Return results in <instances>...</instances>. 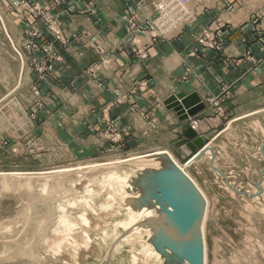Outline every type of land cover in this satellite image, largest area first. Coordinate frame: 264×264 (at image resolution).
Masks as SVG:
<instances>
[{
    "label": "rangeland",
    "instance_id": "rangeland-1",
    "mask_svg": "<svg viewBox=\"0 0 264 264\" xmlns=\"http://www.w3.org/2000/svg\"><path fill=\"white\" fill-rule=\"evenodd\" d=\"M54 1L61 4V0ZM184 1L192 17L201 16L215 2ZM3 4L19 25L21 35L16 41L7 18L0 19V264H178L174 254L166 249L167 237L159 235L169 226L161 219L162 214H152L153 221L147 218L148 213H139V205L144 204L149 213L151 207L161 209L157 200L159 188L156 191V186H152V192H144L137 179L130 178L135 176L134 168L138 164H145L142 169H160L161 164L149 165L151 160L144 158L156 152H169L182 166L186 161L168 149L144 152L135 147L116 146L122 133L113 123H106L104 132L87 129L86 116H81L75 124L77 109L68 106L69 98L50 90L54 83L45 81L48 71L62 58L55 44L67 42L54 9L29 0H6ZM224 10L239 12V23L247 22L253 28L256 41L262 45L256 52L263 54L264 61V0H226ZM182 18L184 21L176 26L177 37L184 28L198 21V17ZM225 20L220 18L204 25L206 28L197 35L198 39L203 36L206 46L218 50L222 32L232 25ZM92 69L89 67L86 72ZM260 71L264 76V62ZM210 103L217 105V112L224 111L220 103ZM256 105L263 106L264 101ZM199 127L200 121L197 129L190 126L195 132ZM249 127L253 125L230 132L227 149L220 146L225 151L220 165L242 166L245 153L237 154L233 149L251 140L240 137ZM92 132H102L111 144L94 153L88 145ZM255 132L264 136V125L257 126ZM117 161L124 162L113 164ZM186 170L209 199L208 264H264V194L252 200L236 194L209 174L203 160ZM243 172L246 175L247 171ZM230 182L250 194L257 192L244 183L236 186L231 178ZM90 198L92 207H86L83 201ZM84 215L89 225L82 221ZM59 216L67 217L77 226L69 231L59 225L62 220ZM159 225L161 230L156 231ZM132 235L133 240L122 246L128 241L124 239H131ZM160 237L163 246L158 248L166 257L155 248L162 242Z\"/></svg>",
    "mask_w": 264,
    "mask_h": 264
},
{
    "label": "crops",
    "instance_id": "crops-1",
    "mask_svg": "<svg viewBox=\"0 0 264 264\" xmlns=\"http://www.w3.org/2000/svg\"><path fill=\"white\" fill-rule=\"evenodd\" d=\"M5 1L0 0V19L7 18L10 33L18 41L20 27L7 12ZM29 1L54 9L67 37L66 43L55 44L62 58L45 81L54 83L47 87L69 98L68 106L77 109L75 124L86 116L87 129L104 132L106 123H113L123 138L116 146L144 152L168 149L182 161L189 159L182 147L190 143L186 133L192 120L200 121L196 134L208 145L218 137L227 140L235 124L259 127L260 123L245 119L264 111V105H256L264 101L263 54L256 52L262 45L247 22L239 23V12L226 13V0H215L178 37L154 39L153 33L144 31L135 42L128 33L130 24L144 27L154 17L153 0H59L60 5L54 0ZM220 18L232 24L222 32L221 47L200 44L198 36L204 25ZM89 67L93 69L86 72ZM180 92L197 93L205 105L184 122L165 104ZM211 101L223 105L224 111L217 112ZM88 143L94 153L111 144L102 132H92ZM235 149L237 154L245 153L244 166L220 165L225 152L221 147L216 166L232 171L231 179L240 186L253 180L256 169L250 157L256 155L254 146L237 145Z\"/></svg>",
    "mask_w": 264,
    "mask_h": 264
},
{
    "label": "water",
    "instance_id": "water-1",
    "mask_svg": "<svg viewBox=\"0 0 264 264\" xmlns=\"http://www.w3.org/2000/svg\"><path fill=\"white\" fill-rule=\"evenodd\" d=\"M165 104L177 113V115L180 117V121L182 122L195 117L205 108L204 103L197 93H192L190 95H187L184 92L177 93L176 95L170 97ZM245 120L249 122L256 121L264 125V111L254 114ZM245 126H247V124H235L232 126V128L236 130L235 128L239 129L244 128ZM256 129L257 126L254 124L253 127H249V131H246L241 135L242 139L246 138L248 140L251 138V140L248 141V144H245V146H254L253 154L256 155V157L255 159L250 157V161L256 169V174L254 175L252 181H245L244 184L248 185L249 187L252 186L257 191L256 193L250 194V192L244 189L236 188L233 183L230 182V178L233 177L232 171H226L216 166V160L220 146L223 145L227 149L228 142L226 139H224V137H218L208 145L205 144V140L203 138L197 136L193 129L189 128L186 133V137L190 140V143L182 147V150L190 158L188 160L187 158H184V161L187 160L185 163L186 167L190 168L193 164L203 160L207 163L209 174L213 175L228 189L238 195L245 196L250 200L260 198L264 194V136H262L260 132H255ZM235 148L233 149V152H236ZM258 151H260V157H257V154H259ZM146 159L151 160L149 165H154V163H156L155 160L151 159L150 157H146ZM245 159L246 155L244 160ZM142 165L145 164H138L135 168L139 166L142 167ZM244 165L245 163L242 159V166ZM160 167L162 166L160 165ZM172 170L175 174L173 178L174 185L164 189L162 192V197L167 205L173 207L176 215L190 217V226L193 231V233H191V238L193 242L192 248L187 257L191 264H203L204 243L201 235V227L206 209L205 199L194 182L186 178L182 171H178L177 169ZM155 248L160 250L159 253L165 255L161 248Z\"/></svg>",
    "mask_w": 264,
    "mask_h": 264
},
{
    "label": "bare ground",
    "instance_id": "bare-ground-1",
    "mask_svg": "<svg viewBox=\"0 0 264 264\" xmlns=\"http://www.w3.org/2000/svg\"><path fill=\"white\" fill-rule=\"evenodd\" d=\"M22 57V56H21ZM197 128V127H196ZM146 157H150L151 159H154L156 163H159L161 164V168L157 169L156 167L153 168V169H142L141 167H137L135 169V171H137L135 173V176H132L131 175V178L130 180H133V177L137 179V182L138 184L140 185V188H142L144 192H152V189L151 187L152 186H156V191H157V187L159 188V192L157 194V200H158V203L161 207V209L158 208V206L156 207H151V211L149 213V210L148 209V206L145 204L143 206H140V214H147V218L151 219L154 221L153 219V216L152 214H155V216H158V214H162L161 216V219L165 220L166 223H168V227L167 228H163L162 231L163 234H159L161 236H166L167 237V248L164 247V249H168L169 251H171L174 255V259L177 260L176 262L178 264H191L188 260V253L190 252L191 248H192V238H191V233H193L192 229H191V226H190V217L187 216V217H182L180 215H176L175 214V211L173 209V207L167 205L165 203V201L163 200V197H162V192L164 189L168 188L169 186H173L174 185V182H173V178L175 176V174L173 173V170L172 169H177L178 171H182L183 174L186 176V178H188L189 180H191L192 182H194V184L198 187V189L200 190L201 194L203 195L204 199H205V205H206V209H205V213H204V217H203V222H202V227H201V235H202V238H203V243H204V262L203 264H208V254H207V241H206V218H207V213L209 211V199L207 198L206 194L204 193L203 189L200 187V185L194 180V178H192V176L187 172L186 170V164L184 166L180 165L176 159L174 158V156L172 154H170L169 152H164V151H160V152H156V153H153L151 155H148V156H145L144 158ZM124 161H117V162H113V164H116V163H122ZM162 162V163H161ZM101 166V165H100ZM69 171V170H67ZM124 175V174H123ZM126 176V175H125ZM122 179V178H120ZM135 179V180H136ZM154 180L156 181V183L154 182ZM128 182V181H127ZM133 182V181H131ZM83 184V183H82ZM136 184V183H135ZM134 185V184H133ZM137 185V186H139ZM127 186V185H126ZM125 186V188H126ZM131 186V185H130ZM135 187V186H134ZM117 188V187H116ZM123 188V187H121ZM136 188V187H135ZM138 188V187H137ZM120 189V188H118ZM123 190V189H121ZM138 190V189H137ZM154 190V188H153ZM91 192V191H90ZM89 192V194H90ZM124 192V190H123ZM121 191V193H123ZM119 193V194H121ZM88 194V193H87ZM93 194V193H92ZM91 195V194H90ZM94 195V194H93ZM134 196V195H133ZM86 198V197H85ZM93 199V197H92ZM112 199V198H111ZM136 201V199H135ZM66 202V201H64ZM82 202V201H81ZM79 202V204L81 203ZM132 202V201H131ZM74 203V202H73ZM83 203L86 205V207H92V200L91 198L90 199H85L83 201ZM82 204V203H81ZM130 204V202H129ZM133 204V202H132ZM115 205V204H114ZM128 205V204H127ZM126 205V206H127ZM61 206V205H60ZM59 206V207H60ZM73 206H77L75 204H73ZM100 206V205H99ZM125 206V207H126ZM58 207V208H59ZM124 207V208H125ZM129 207V206H128ZM138 207V206H137ZM67 208V206H66ZM66 208H63V209H66ZM121 208V207H119ZM62 209V208H61ZM60 210V209H59ZM63 210H61L62 212ZM66 211L63 212V215L65 214ZM132 213V212H131ZM66 215V214H65ZM151 215V216H149ZM61 216V215H60ZM59 216V217H60ZM87 216V215H86ZM165 216V217H164ZM61 218V217H60ZM159 218V217H158ZM61 224L59 225H62L64 228H68L69 231H71L73 228H75L77 225L74 224L70 219H68L67 217H63L61 218ZM82 221L84 222V224H88V220L87 218L85 217V215L83 216L82 218ZM90 222V221H89ZM89 225V224H88ZM61 227V228H63ZM60 228V227H59ZM72 228V229H70ZM160 228V225L159 227L156 226V231H159L161 229ZM172 229L170 231V229ZM68 231V230H67ZM128 231V230H126ZM141 231V230H139ZM138 231V232H139ZM153 231V230H152ZM58 232L60 233V231L58 230ZM136 232V231H135ZM166 232V234H165ZM116 233V232H115ZM128 233V232H127ZM152 233V232H151ZM155 233V232H154ZM113 234V233H111ZM135 234V233H134ZM140 234V233H138ZM59 235V234H58ZM61 235V234H60ZM116 236V234H114ZM111 236V235H110ZM114 236V237H115ZM141 237V235H139ZM128 237V236H127ZM133 237L130 236L129 238ZM66 238V237H65ZM121 238V237H120ZM117 238L115 237V240ZM122 239V238H121ZM160 239H162V242H159L156 244L157 247H161L163 246V238L160 237ZM114 240V239H113ZM114 240V241H115ZM123 240V239H122ZM121 240V241H122ZM124 240H128V241H125ZM123 240V244H126L128 242H131L133 240V238L131 239H124ZM141 240V239H140ZM49 241V240H48ZM113 241V242H114ZM117 241V240H116ZM119 241V240H118ZM120 241V242H121ZM65 242V240L63 241V243ZM61 242V244H63ZM116 243V242H115ZM60 244V246H61ZM71 244V243H70ZM117 244V243H116ZM75 245V244H74ZM58 246V245H57ZM59 247V246H58ZM122 248V247H121ZM149 249V248H148ZM51 250V249H50ZM59 250V249H58ZM49 251V250H48ZM147 251V250H146ZM154 251V250H153ZM175 251V253H174ZM53 252V251H52ZM60 252V251H59ZM58 252V253H59ZM148 252V251H147ZM151 252V251H150ZM155 252V251H154ZM177 252V253H176ZM55 254H57L56 252H54ZM147 254V253H146ZM148 254H151V253H148ZM153 254V253H152ZM177 255V256H176ZM173 257L170 258V262H172L173 260ZM169 264H172V263H169Z\"/></svg>",
    "mask_w": 264,
    "mask_h": 264
},
{
    "label": "built area",
    "instance_id": "built-area-1",
    "mask_svg": "<svg viewBox=\"0 0 264 264\" xmlns=\"http://www.w3.org/2000/svg\"><path fill=\"white\" fill-rule=\"evenodd\" d=\"M155 15L154 17L144 26L140 27L135 24H130V29L128 33L131 37H134L133 41L139 36V33L144 31H150L153 33V38L161 37H174L176 36L175 31L177 30V25L183 22L182 17L187 19H193L196 16L191 15L190 11L187 9V5L184 0H153ZM204 0H197L198 4H202ZM182 29V27H181ZM175 33V34H174ZM174 34V35H173ZM198 42L205 45L204 37L200 36ZM192 127L197 129L198 121H192Z\"/></svg>",
    "mask_w": 264,
    "mask_h": 264
}]
</instances>
